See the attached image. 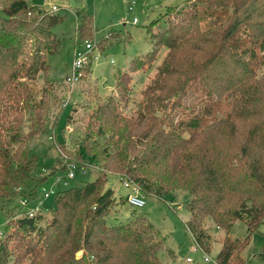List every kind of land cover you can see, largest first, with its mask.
Here are the masks:
<instances>
[{"label": "trees", "instance_id": "obj_1", "mask_svg": "<svg viewBox=\"0 0 264 264\" xmlns=\"http://www.w3.org/2000/svg\"><path fill=\"white\" fill-rule=\"evenodd\" d=\"M186 1L184 7L167 6L150 23L154 49L133 58L129 66L143 70L149 60L152 68L161 47L168 48L143 101L146 110H153L148 120L161 127L155 135L149 132L151 142L136 158L141 166L166 162L165 169L154 180L130 175L128 170L120 174L130 175L145 193L158 197L176 190L188 192L186 223L199 249L205 254L211 251L212 236L204 227L210 218L227 233L216 264H245L241 253L264 222V0ZM64 18L26 0H0V211L18 197L38 198V187H28L29 191L24 187L39 165L29 142L45 130V115L40 112L44 96L36 100L31 81L51 70L48 55L56 53L61 43L52 29ZM80 29L84 34L83 24ZM91 71L86 69L87 74ZM130 78L128 72L120 73L116 89L130 92ZM193 89L201 96L186 103ZM102 181L98 176L58 190L48 233L42 212L30 217L19 203L21 216L9 215L5 230L16 221L17 230L36 234L41 239L37 243L43 242L41 247H18L24 257L43 253L58 262L60 253L65 264H163L158 255L163 236L146 215L118 224L106 221L115 192L102 191ZM91 201L94 209L80 214L88 220L85 230L80 240L75 232L74 240L75 216ZM238 220L246 223L247 234L231 239L228 232ZM8 240L0 238V264L15 257ZM80 250L83 255L76 257ZM259 259L264 261V248Z\"/></svg>", "mask_w": 264, "mask_h": 264}, {"label": "rangeland", "instance_id": "obj_2", "mask_svg": "<svg viewBox=\"0 0 264 264\" xmlns=\"http://www.w3.org/2000/svg\"><path fill=\"white\" fill-rule=\"evenodd\" d=\"M30 5L44 11L64 15V21L53 27L61 43L59 50L48 55L51 70L46 74L40 72L38 77L31 81L36 93V100L43 96L44 109L40 112L45 115V130L37 134L29 142L28 149L39 157L36 171L27 180L24 187L37 188L38 202H41L42 188L54 190L67 189L73 186L93 181L100 176L103 180L102 191L112 188L115 192L114 206L106 214L109 224L127 222L138 215L147 218L159 229L164 239V247L158 255L163 264H214L222 247V241L227 235L212 219L207 218L204 227L212 236L211 251L208 252L213 261L206 260L202 250L192 251L197 243L189 230L190 212L186 207L190 195L186 191H172L163 197L145 193L139 185L141 192L147 197V205L135 209L126 202L129 189L122 182L127 179L135 182L130 175L148 176L152 180L161 177L165 163H152L141 166L136 159L146 150L151 142L150 134L155 135L161 124L155 120H148L153 110L148 111L144 106V92L155 78L158 66L168 53V48L162 46L156 55L152 68L149 60L145 61V69L129 70L133 58L146 54L154 49V40L149 36L148 26L163 14L167 6L184 7L186 0H26ZM135 2V3H133ZM58 9L51 11V7ZM133 9L130 10L129 7ZM87 16V18H85ZM83 22V23H82ZM84 25L82 34L80 26ZM83 35V36H82ZM97 46L96 53L99 59L93 63V70L84 79L71 87L66 82L70 74L76 47H85L86 41ZM149 66V67H147ZM128 72L130 78V92H120L116 89L117 77L120 73ZM128 80V78L123 77ZM201 93L196 89L190 90L186 103L196 101ZM70 97V103L64 108V101ZM111 100L112 105H111ZM114 104L116 109L113 111ZM154 105V104H152ZM193 111L194 108H187ZM157 113H160L159 111ZM71 115L70 120L67 121ZM29 123H26V130ZM137 160V161H136ZM76 166L72 169L70 166ZM146 170H142L141 168ZM73 171L74 178L69 177ZM128 170V174H120ZM124 174V173H123ZM166 175V174H165ZM62 177L61 184L56 182ZM128 176V177H127ZM138 184L137 182H135ZM165 184V183H164ZM20 187L18 190H23ZM36 190V189H35ZM29 191V190H27ZM63 194V193H62ZM62 194H59L60 196ZM147 194V195H146ZM59 196V197H60ZM19 198V197H18ZM15 200L7 209L0 211V238L9 236L10 251L15 257L8 264H65L61 255L58 262L41 253L24 257L19 248L40 244V236L26 235L17 230L16 221H11L8 231L5 230L9 215L17 219L22 214L19 199ZM55 194L44 201L42 207V226L49 232L56 207ZM36 202L30 201L25 210L34 208ZM95 202L83 204L75 216L76 240H80L88 220L81 214L87 209H94ZM52 208H55L52 210ZM65 212V211H64ZM61 215V214H60ZM80 215V216H79ZM5 233H4V232ZM51 232V229H50ZM247 234V225L238 220L233 223L228 232L231 239H243ZM44 238V237H43ZM264 248V222L251 235L249 245L242 251L241 258L245 264H264L259 254ZM90 254H94L89 252ZM83 255V250L76 253V257ZM192 257L193 263L186 262Z\"/></svg>", "mask_w": 264, "mask_h": 264}, {"label": "built area", "instance_id": "obj_3", "mask_svg": "<svg viewBox=\"0 0 264 264\" xmlns=\"http://www.w3.org/2000/svg\"><path fill=\"white\" fill-rule=\"evenodd\" d=\"M135 3V2H133ZM58 8L56 6L51 7V11H55ZM130 10L133 9L132 6L129 7ZM97 44H93L91 41H86L85 47H76L75 53H74V61L72 65V69L69 75L66 76V82L71 86L74 87L76 84L80 83L86 75V69L92 68L93 70V63L96 62L99 59L100 54L96 53L97 51ZM70 103V97L68 100L64 101V107H66ZM72 169L76 168V166H70ZM69 177L74 178L75 174L71 170L69 172ZM63 181L62 177H57L56 182L58 184H61ZM122 184L129 189V192L126 196L127 198V204L135 209H141L144 208L147 205V197L141 192V189L139 187V184H136L135 182H129L127 179H124ZM42 200L41 202H38V199L35 200L36 206L31 209H27V214L32 217L39 213L42 210V207L44 205V201L51 197L52 194H55L54 190H48L46 188H42ZM30 200L27 198H21L19 199L20 205L26 207ZM42 212V211H41ZM199 250L198 246H195L192 248V251L197 252ZM206 260L208 262H212L213 259L206 254ZM195 260L192 257H187L186 262L193 263ZM216 264V261L215 263Z\"/></svg>", "mask_w": 264, "mask_h": 264}]
</instances>
